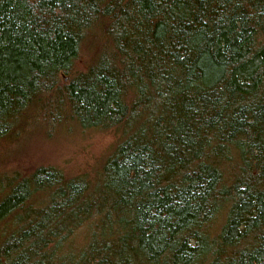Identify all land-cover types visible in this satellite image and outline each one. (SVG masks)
<instances>
[{
  "label": "trees",
  "instance_id": "16d2710c",
  "mask_svg": "<svg viewBox=\"0 0 264 264\" xmlns=\"http://www.w3.org/2000/svg\"><path fill=\"white\" fill-rule=\"evenodd\" d=\"M64 125L115 146L1 177L0 264H264V0H0V142Z\"/></svg>",
  "mask_w": 264,
  "mask_h": 264
},
{
  "label": "rangeland",
  "instance_id": "374dc122",
  "mask_svg": "<svg viewBox=\"0 0 264 264\" xmlns=\"http://www.w3.org/2000/svg\"><path fill=\"white\" fill-rule=\"evenodd\" d=\"M97 54L90 44L82 46L75 70L83 71ZM24 128L20 130V139L0 142V191L5 183L1 177H27L40 166H52L66 177L80 176L93 182L117 139L113 132L84 130L76 125L40 129L28 134H24Z\"/></svg>",
  "mask_w": 264,
  "mask_h": 264
}]
</instances>
